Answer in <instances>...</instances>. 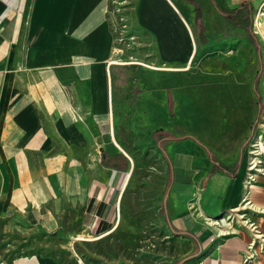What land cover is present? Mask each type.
I'll return each mask as SVG.
<instances>
[{
  "label": "crops",
  "instance_id": "0c3cea01",
  "mask_svg": "<svg viewBox=\"0 0 264 264\" xmlns=\"http://www.w3.org/2000/svg\"><path fill=\"white\" fill-rule=\"evenodd\" d=\"M224 1L234 9L249 1L256 10L264 0ZM110 3L0 0V264H81L69 243L118 228L137 161L155 163L147 173L164 189L170 178L173 221L199 246L194 264H264V248L247 258L253 230L232 211L247 212L264 235V212L238 206L247 166V150H238L257 114L252 78L211 76L193 94L187 65L131 60ZM180 22L169 26L175 36L163 43L166 58L153 61L179 63L173 45L186 50ZM141 83L166 89L137 91ZM174 102L195 110L203 141L178 132L185 127ZM159 128L183 137L164 142L169 161L152 136ZM251 200L264 206V175L251 185ZM54 237L61 250L35 248Z\"/></svg>",
  "mask_w": 264,
  "mask_h": 264
},
{
  "label": "rangeland",
  "instance_id": "374dc122",
  "mask_svg": "<svg viewBox=\"0 0 264 264\" xmlns=\"http://www.w3.org/2000/svg\"><path fill=\"white\" fill-rule=\"evenodd\" d=\"M110 1L112 10L125 28V37L130 43L129 55L133 56L131 60L138 59L137 62L145 66L172 64L175 67H184L187 65L188 69L185 73L190 76L188 79L193 94H197L201 85L208 83L211 76L217 79L233 74L248 75L255 84V77L258 74L262 107L257 96V114L238 150V152L246 151L252 134L258 129L260 121L264 120L262 118L264 115V37L262 33L257 34L254 30L255 13L262 5L264 9V1L250 16L239 14L237 19H227L220 13L213 0H197L202 9L201 19L204 25L202 27L197 26L194 7L184 0H172L177 13L165 0L167 5L163 0ZM216 1L220 6L228 7L224 0ZM168 6L176 14L171 12ZM229 8L234 9V7ZM180 21L184 25L182 34L186 50L182 51L180 46L173 45L177 47L176 56L173 59L179 63L153 61L160 56L162 60L166 58L164 50L161 49L164 47L163 43L169 45L170 39L175 36L170 33L169 26H180L182 25ZM190 30L195 45L197 38L201 40V44L196 45V49ZM192 49L194 53L190 57ZM181 84L177 83L173 88L181 87ZM135 89L137 91L165 90L166 87L164 85L146 87L141 83ZM162 100L167 104L170 102L168 96ZM173 107V114L178 116L179 125L185 127L178 132L181 135L192 134L196 139L203 141L200 136L203 134L201 120L197 121L195 110L192 107L181 108L180 105H175V102ZM193 145L197 146L195 143ZM154 166L153 162L148 168L154 169ZM148 168H141L140 161L135 163L134 176L130 179L122 200L121 223L113 233L93 242L82 240L79 235H84L78 234L79 239L74 244L69 243L70 247L74 245L73 248L80 256H77V259L81 261V264L195 263L198 243L183 232L187 230L184 226L175 225L172 218L169 199L173 189L169 183L170 178L164 189V181H158L152 177V174L148 175ZM35 244V248L49 245L48 249L61 250L63 241L54 237ZM60 255L64 260L68 258L64 254Z\"/></svg>",
  "mask_w": 264,
  "mask_h": 264
},
{
  "label": "built area",
  "instance_id": "2783aa9c",
  "mask_svg": "<svg viewBox=\"0 0 264 264\" xmlns=\"http://www.w3.org/2000/svg\"><path fill=\"white\" fill-rule=\"evenodd\" d=\"M262 6L259 9V11L256 13L254 20V26H256L257 29H258V24H256V22L257 20L260 19V14L264 15V9ZM262 118H264V115ZM257 131L258 129H256V131L252 134L249 140V144L247 146V166L243 180L244 193L240 205L238 206L243 208L244 211L252 209V210L264 212V206L256 208L251 200V185L257 180L259 175H264V158H263V149H262L264 144V127L260 135L257 138H255ZM232 211L240 221L245 222V224L250 226L251 230H253L255 239H253L248 245L249 254L247 258L249 259L256 258L259 253V250L264 248V235L259 230L257 224H255V222L250 221L246 217L247 212H243V211L240 212L241 210H239V207L232 209ZM216 222H218V220H216Z\"/></svg>",
  "mask_w": 264,
  "mask_h": 264
},
{
  "label": "trees",
  "instance_id": "16d2710c",
  "mask_svg": "<svg viewBox=\"0 0 264 264\" xmlns=\"http://www.w3.org/2000/svg\"><path fill=\"white\" fill-rule=\"evenodd\" d=\"M184 1H186L187 3H190L194 7L195 19L197 21V26H201V27L204 26L203 25V21L201 19L202 9H201V6H200L199 2L197 0H184ZM213 1L216 4V6H217L218 10L220 11V13L224 17H226L227 19H237L238 18L237 16L239 14L250 16L255 11V8H254L253 4L250 3L249 1L241 2L239 7H237L236 9H230L228 7L220 6V4L216 0H213ZM249 32L252 34L250 28H249ZM195 33H196V31H195ZM256 43H257V41H256ZM200 44H201V40H200V38H197L196 39V45L199 46ZM254 86H255V92H256V94H257V96L259 98V102H260L261 107H262V103H261V96L262 95H261V92H260V90L258 88V74L255 77ZM170 108L172 110V102L170 103ZM152 136H153V139L159 141V146L163 150V155H164V157H165V159L167 161H169V157H168L167 153L164 150V145H163L164 142L168 138H172L174 140H179V139L183 138L182 136L176 135V134H174L173 132H171L170 130H168L166 128L157 129L156 131L153 132ZM216 168L224 169L226 167L219 164V165L216 166ZM169 183H168V185H169Z\"/></svg>",
  "mask_w": 264,
  "mask_h": 264
},
{
  "label": "bare ground",
  "instance_id": "6f19581e",
  "mask_svg": "<svg viewBox=\"0 0 264 264\" xmlns=\"http://www.w3.org/2000/svg\"><path fill=\"white\" fill-rule=\"evenodd\" d=\"M165 1H166V2L168 3V5H170V6L173 8V10H175L176 13H177V9H176V7H175L174 2H173L172 0H165ZM175 11H174V12H175ZM258 21H259V23H258ZM256 24H258V30H259L260 33L263 34V37H264V15L260 14V19L257 20ZM113 62H114V61H113ZM115 62H116V61H115ZM263 127H264V121H260L259 126H258V131H257V133H256V135H255V138H257V137L260 135V133L262 132ZM215 220H216V219H215ZM215 220H214V221H215ZM79 238L84 239V238H87V237H84V236H80V235H79Z\"/></svg>",
  "mask_w": 264,
  "mask_h": 264
}]
</instances>
